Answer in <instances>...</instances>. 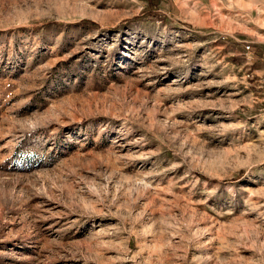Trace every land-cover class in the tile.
<instances>
[{"label": "rangeland", "instance_id": "obj_1", "mask_svg": "<svg viewBox=\"0 0 264 264\" xmlns=\"http://www.w3.org/2000/svg\"><path fill=\"white\" fill-rule=\"evenodd\" d=\"M0 264H264V0H0Z\"/></svg>", "mask_w": 264, "mask_h": 264}, {"label": "trees", "instance_id": "obj_2", "mask_svg": "<svg viewBox=\"0 0 264 264\" xmlns=\"http://www.w3.org/2000/svg\"><path fill=\"white\" fill-rule=\"evenodd\" d=\"M135 20H138L139 18H134ZM129 21H132V20H126L125 22H129ZM86 23H90L89 21L88 22H86ZM92 23V22H91Z\"/></svg>", "mask_w": 264, "mask_h": 264}, {"label": "built area", "instance_id": "obj_3", "mask_svg": "<svg viewBox=\"0 0 264 264\" xmlns=\"http://www.w3.org/2000/svg\"><path fill=\"white\" fill-rule=\"evenodd\" d=\"M246 48L249 50V49L251 48V46H250V45H248Z\"/></svg>", "mask_w": 264, "mask_h": 264}]
</instances>
